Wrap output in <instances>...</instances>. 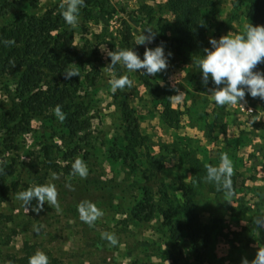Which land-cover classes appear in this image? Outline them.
<instances>
[{
  "label": "rangeland",
  "instance_id": "rangeland-1",
  "mask_svg": "<svg viewBox=\"0 0 264 264\" xmlns=\"http://www.w3.org/2000/svg\"><path fill=\"white\" fill-rule=\"evenodd\" d=\"M9 1L1 0L0 9H5L4 2ZM165 1L98 0L83 5L75 25L60 17L79 56L72 70L81 75L75 104L82 105L90 123L85 133L67 134L64 120L56 111L39 118L15 117L11 96L4 88L7 84L12 89L13 76L7 73L0 78V172L4 184H16V190L9 188L0 201V264H9L8 256L20 257L28 250L34 254L42 251L58 264H242L243 260L237 263L228 259L229 254L221 256L219 245L215 248L218 221L203 224L209 240L200 256L193 253L185 234L175 247L160 209H167L169 200L177 202L171 183L180 185L185 176L190 184L208 183L207 167L228 153L234 157L230 158L232 164L244 169L236 172L239 181L244 174L261 183L254 186L251 195L259 197L264 206V99L246 93L241 102L250 105L252 113L240 112L239 103L217 105L210 95L217 86L211 78L207 84L203 82L194 63L197 58H189L181 66L172 46L155 40L158 35L171 37L172 17ZM215 1L219 2L201 14L209 49L210 39L243 34L248 25L246 0ZM62 2L27 0L11 5L0 14V26L20 13L41 17L47 9L61 11ZM99 3L106 12L122 7L126 12L102 13ZM148 31L154 36L152 42L137 45L139 36L148 35ZM158 45L164 47L167 67L155 75L143 69L129 72L121 64L109 66V51L132 48L142 59L146 47ZM254 71L264 72V63ZM120 75H127L132 84L113 91L111 81ZM177 89L184 91L190 102L165 115L166 92L174 94ZM125 111L131 114L130 121L125 120ZM128 122L137 123L129 140L125 136ZM42 143L47 146L50 161L43 156ZM77 159L86 165V176L74 172ZM8 165L14 166L13 172ZM37 177L44 179V185L53 184L57 197L54 204L45 202L32 209L18 199V194L33 185ZM145 180L156 211L147 222L133 221L130 211L141 196L139 184ZM160 183L163 192H157ZM224 192L219 196H228ZM254 201L247 207L253 210L252 219L258 221L264 218V211ZM82 204H91L103 214L89 224L81 219ZM203 204L216 213L224 206L208 199ZM105 234L113 235L117 243L112 244ZM259 235L258 239L254 237L256 244L248 261L255 258V247H264V234ZM248 238L249 232L235 237L241 243ZM244 249L239 251L242 257L247 252Z\"/></svg>",
  "mask_w": 264,
  "mask_h": 264
},
{
  "label": "trees",
  "instance_id": "trees-1",
  "mask_svg": "<svg viewBox=\"0 0 264 264\" xmlns=\"http://www.w3.org/2000/svg\"><path fill=\"white\" fill-rule=\"evenodd\" d=\"M23 1L27 0L4 2L5 9H0V14L5 13L11 5H19ZM97 2L98 0H84V5ZM218 2L215 0H166L165 6L172 17L169 25L171 37L158 35L156 42L170 44L174 58L181 61L202 57L205 54L204 50L209 46L206 43L201 14L205 8ZM246 2L248 24L264 25V0H246ZM97 6L102 13L126 12V7L106 12L102 9L101 3ZM60 17H63L61 11H55V9H47L41 17L20 13L14 16L10 23L0 26V78L7 73L13 76L12 89L7 84H4V88L11 96L16 112L15 117L20 115L39 118L59 108L60 115L64 117V130L71 136H77L85 133L90 123L88 119H85V109L82 105L75 104L81 75L67 77L65 74V72L73 71V62L78 60L79 56L73 49L72 36L60 23ZM170 93V91L166 92V101L163 103L164 113L168 116L175 112L169 104ZM124 116L126 121H130L129 112L125 111ZM136 128V122L127 123L125 132L127 140L135 134ZM41 148L45 159L50 161L46 144L42 143ZM8 168L9 172H13V165H8ZM3 178L4 174L1 171L0 201L7 195L9 188L16 190L15 183L9 187L3 183ZM38 185H44L42 177H37L33 185H28L27 189ZM148 186L146 180L139 184L141 196L135 200L130 211V218L133 221L147 222L156 211V203ZM160 191L163 192L162 183L157 188V192ZM163 196L166 194L163 193ZM167 204L168 208H161L160 211L169 230V239L174 242L175 247H178L181 234H185L193 253L200 256L203 245L209 240V233L198 220L191 203L176 204L169 201ZM26 206L32 209L39 208L35 198ZM33 255L34 253L28 250L20 257L8 256L7 261L9 264H29V258ZM57 261L55 258H49L48 264H58Z\"/></svg>",
  "mask_w": 264,
  "mask_h": 264
},
{
  "label": "clouds",
  "instance_id": "clouds-1",
  "mask_svg": "<svg viewBox=\"0 0 264 264\" xmlns=\"http://www.w3.org/2000/svg\"><path fill=\"white\" fill-rule=\"evenodd\" d=\"M84 5V0H64L60 4L61 15L69 25H75L78 22L80 9ZM148 35L141 34L137 45L151 43L154 36L151 31ZM211 48L204 50L205 54L197 58L194 63L202 73V80L205 84L211 78V81L217 87L211 92V96L217 105L237 104L245 99L246 93L251 97H260L264 99V72L254 71L258 64L264 63V25H246L243 34L224 35L217 39H210ZM110 65L115 68L117 64L123 65L129 72L145 70L148 75L166 69L167 57L162 45L155 48H147L144 51L143 58L131 49H120L109 51ZM169 56L171 53L168 54ZM67 77L78 75L75 71L65 72ZM132 81L127 75H120L111 81L113 91L123 89L125 86H131ZM222 85V87H221ZM57 114L60 115L59 108ZM63 119V115H60ZM74 172L80 176L87 175V167L84 162L77 159L73 164ZM232 162L227 154L220 157L218 166H208L206 179L214 183L219 189L231 194L232 191ZM55 178V177H53ZM57 192L55 186L51 183L31 187L18 194V199L29 205L35 198L38 207H42L45 202L49 204L56 203ZM81 219L91 224L103 213L91 204H82L79 207ZM257 223L264 226V220H258ZM105 237L112 243L117 241L113 235L105 234ZM29 264H48V256L37 251L29 258ZM242 264H249L247 259ZM251 264H264V247H259L255 258Z\"/></svg>",
  "mask_w": 264,
  "mask_h": 264
},
{
  "label": "crops",
  "instance_id": "crops-1",
  "mask_svg": "<svg viewBox=\"0 0 264 264\" xmlns=\"http://www.w3.org/2000/svg\"><path fill=\"white\" fill-rule=\"evenodd\" d=\"M179 62L181 66L185 65L183 61ZM172 74L173 73H171V75ZM170 95V107L173 109H181V106L184 105V103L190 102V98H188L185 95V92L181 91V89H177L174 94L171 93ZM173 102L175 104H173ZM227 155L229 159L232 157L230 153H228ZM219 164L220 160H218L217 163L214 162L212 166H218ZM232 168L233 174L231 179L232 188L235 190L234 194H232L233 192H231V194H228V196L224 194V197H220L219 193L225 192L224 190L219 189L214 183L195 181L190 184L189 179L185 176V178H183V180L185 181H183L180 185H178L177 182L175 183V185L174 183H171L174 189V193L178 196V198H176L177 202L173 200H171V202L176 204L185 202L191 203L195 213L198 216V220L202 224H206L210 220L218 221V226L216 228H219V232L215 235V248L219 245L220 249L223 250L221 256L229 254L228 259H236L238 263L240 260H244L242 258L248 259L250 257V253L254 248L253 246H255L256 244V240H254V237L258 239L260 238L259 234H264V226L259 225L257 221L252 219L253 210H251L247 206H249L251 203L254 204L252 200H256L254 202L255 204H257V207H261V211H264V206L261 205L259 197H252L251 195V191L254 186H260L261 183L259 181L248 179L244 174L242 175L243 179L239 181V175H236V172L241 173L244 171V169H239L234 164H232ZM187 171L190 170L188 169ZM207 199L211 202H214L215 204L218 203V205L221 203L224 204L222 208L223 210L221 212H218L217 210L218 213H216L209 207L205 208L204 206H202L204 205L203 202ZM261 220H264V218ZM243 232H249V238L245 240V243H241L240 240L238 241L237 239H235V237ZM243 246H245L244 250L247 251L244 257L240 256L239 253V251L242 250ZM255 249V253L252 254L253 257L256 256L258 247H255ZM251 261H249V264H251Z\"/></svg>",
  "mask_w": 264,
  "mask_h": 264
},
{
  "label": "built area",
  "instance_id": "built-area-1",
  "mask_svg": "<svg viewBox=\"0 0 264 264\" xmlns=\"http://www.w3.org/2000/svg\"><path fill=\"white\" fill-rule=\"evenodd\" d=\"M237 108L240 112H244V113H252L253 112V108L246 104L245 102H240V104L237 105Z\"/></svg>",
  "mask_w": 264,
  "mask_h": 264
}]
</instances>
